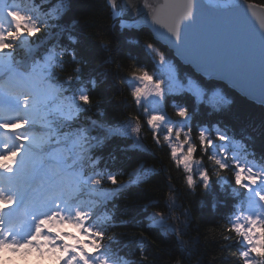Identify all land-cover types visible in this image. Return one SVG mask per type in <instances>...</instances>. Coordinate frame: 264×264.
<instances>
[{
  "label": "snow or ice",
  "instance_id": "snow-or-ice-1",
  "mask_svg": "<svg viewBox=\"0 0 264 264\" xmlns=\"http://www.w3.org/2000/svg\"><path fill=\"white\" fill-rule=\"evenodd\" d=\"M125 2L133 14L131 22L122 19L126 10L118 0H107L113 18L122 29L142 31L135 19L142 16L157 31L162 29L168 42L183 57L217 74L231 76L246 91L258 90L264 104V19L260 20L261 30H256L246 17H234L228 23L227 40L222 46H211L201 30L200 0H164L162 4H154L152 0H140L139 4ZM222 6L227 9L232 5ZM66 11L65 0H58L54 13H46L47 18L41 19L31 11L0 0V67L11 69L17 80L13 88L0 83V141H3L0 144V264H12L13 257L23 259L29 254L38 258L47 256L55 264H122L120 259L112 258L113 238L108 237L109 242H105L106 231L94 219V208L85 206L79 199L84 188L101 185L105 172L85 175L58 160L56 153L58 146L71 143L84 166L95 169L100 158L94 156L93 150L111 139L132 138V147H142L141 118L151 130L154 143L158 147L167 146L172 163L182 169L189 189L195 190L199 185L207 191L212 187L209 170L202 163L204 156L219 171L232 172L231 180L224 177L217 180L221 190L226 189L234 201L226 231L237 237L242 264H264V163L248 161L246 146L218 125L211 129L198 127L197 146L191 124L194 112L187 102L172 101L178 118L175 121L164 110L170 96L183 93L191 97L194 106L208 103L213 111H220L230 101L216 93L210 95L199 81L191 78L186 85L180 81L177 91H173L171 85L179 80L178 70L163 51L148 42L147 51L154 54L160 68L169 71L171 85L158 75V70L150 73L146 67L137 66L130 74L134 82L130 96L140 115L130 116L117 125H108L103 120L77 125L81 115L94 105L91 95L80 84L84 61L74 47L79 39L71 27L59 23ZM42 27L58 31L56 42L46 47L41 57L33 51L32 38L37 37ZM61 38L67 42L62 43ZM101 47L107 49L109 45L101 43ZM21 50L30 55L27 71L14 67L22 63L17 58ZM66 58L75 67L61 81L53 73L64 72ZM92 84L94 87L95 81ZM41 90H46V94ZM57 102L66 105L67 111L58 108V119H54L50 107ZM96 107V114L102 117L103 111ZM37 125L47 131L37 132ZM90 128L102 129L103 135L93 136ZM230 144L240 145L243 158L237 153L229 154ZM148 171L134 170L129 183L133 182V175L140 177ZM106 179L120 189L128 186L119 184L115 173H107ZM115 191L104 195L111 197ZM156 215L161 219L150 217L153 226L167 227L163 214ZM68 228L74 232L67 231Z\"/></svg>",
  "mask_w": 264,
  "mask_h": 264
},
{
  "label": "trees",
  "instance_id": "trees-1",
  "mask_svg": "<svg viewBox=\"0 0 264 264\" xmlns=\"http://www.w3.org/2000/svg\"><path fill=\"white\" fill-rule=\"evenodd\" d=\"M244 1L264 9V0ZM5 3L46 19V13H54L58 0H5ZM65 3L67 11L59 23L71 27L79 39L74 47L78 57L84 61L80 84L91 95L94 105L90 111L81 115L77 125H90L93 120L117 125L130 116L140 115L130 96V74L137 66L146 67L150 73L156 70L154 54L145 47L146 43L151 42L169 57L178 70L180 81L189 78L199 81L210 95L216 93L230 101L220 111H213L208 103L194 106L187 93L169 97L164 110L173 120L178 119L172 107L173 100L177 103L187 102L194 112L191 121L193 142L199 145L196 132L198 127L211 129L213 125H218L230 137L246 146L248 161L264 163L262 105L240 95L224 83L203 77L189 66L181 64L167 46L154 40L147 28L139 27L142 31L122 29L119 21H114L107 0H65ZM57 31L42 27L37 37L32 38L35 41L33 51L42 57L45 48L56 42ZM137 40L139 43H136ZM61 42L67 41L61 38ZM101 43L109 47L105 49ZM17 58L24 61L23 71H27L26 62L31 61L29 53L21 50ZM66 61L63 73L59 70L53 73L58 80L62 81L75 67L67 58ZM92 81H95L94 87ZM96 106L103 111L102 117L96 114ZM52 118L58 119V116L53 114ZM141 124L142 147H132V138L111 139L93 150L94 156L100 158L95 169L84 166L74 146L68 152L70 158L77 159L76 169L85 175H92L95 171L105 172L101 185L93 188L91 197L98 199L99 196L94 216L97 224L106 231L105 242H109L108 237L113 238L110 242L112 258L120 259L122 264H242L237 237L226 231L229 217L234 211V201L227 190L222 191L217 183L220 177L231 180L232 172L219 171L204 156L202 163L209 170L212 187L207 191L199 185L195 190L189 189L182 169H177L172 163L167 146L158 147L143 118ZM90 131L93 136L103 135L100 128H90ZM228 152L237 153L243 158L240 145L230 144ZM197 158H200L199 152ZM144 169L150 171L140 177L133 175V182L129 183L130 174L134 170L143 173ZM109 172L117 175L119 184L127 183L128 186L120 189L119 185L111 184L106 179ZM137 179L141 182H135ZM113 189H116L115 194L105 197L104 194ZM156 213L163 214L167 225L164 229L151 223L153 220L150 217L161 219ZM225 236L229 239H224Z\"/></svg>",
  "mask_w": 264,
  "mask_h": 264
},
{
  "label": "water",
  "instance_id": "water-1",
  "mask_svg": "<svg viewBox=\"0 0 264 264\" xmlns=\"http://www.w3.org/2000/svg\"><path fill=\"white\" fill-rule=\"evenodd\" d=\"M134 4H139L140 0H131ZM154 4H162L164 0H152ZM121 8L126 10V14L122 19L131 22L133 19V14L130 10H127V3L125 0H118ZM230 3L232 6L230 8H224L222 4ZM249 5L253 7L249 8ZM200 8L202 14V32L204 34L203 38L211 46H222L224 41L228 38V23L236 16L246 17L252 27L256 30L260 29V20L264 19V9L252 3H248L244 0H228L225 2L217 3L213 1L200 0ZM136 21L138 22V27L147 28L154 40L158 41L160 44L167 46L169 50L172 51L173 55L180 61L181 64L189 66L195 73L201 75H206L207 77L214 79L216 81L222 82L235 90L242 96L255 101L259 105L264 107V104L260 102V96L258 90L255 92L246 91L242 85L231 76L227 74H217L210 68L199 65L192 62L185 57H183L166 39V33L163 30L157 31V29L149 22H146L142 16H136Z\"/></svg>",
  "mask_w": 264,
  "mask_h": 264
},
{
  "label": "rangeland",
  "instance_id": "rangeland-1",
  "mask_svg": "<svg viewBox=\"0 0 264 264\" xmlns=\"http://www.w3.org/2000/svg\"><path fill=\"white\" fill-rule=\"evenodd\" d=\"M207 1H210V0H207ZM225 1H228V0H225ZM225 1H220V2L217 1V3H221V2H225ZM213 2H216V1H213ZM155 68H156V70H158V75H160L165 80H169V83L171 85L169 71L166 68H160V66H159L157 61H156ZM11 76L13 77V79H12L13 81L10 84L14 85V86H17V83L15 82V80H16L15 76L14 75H10V77ZM0 77H3V74L1 72H0ZM187 81L188 80L183 81L185 85L187 84ZM179 82H180V80L177 81L176 85H171L173 91H177V86H178ZM133 84H134V82L132 81V85ZM169 118H170V120H173L171 117H169ZM173 121H175V120H173ZM2 143H3V141H0V144H2ZM66 230L69 231V232H74V229H72V228H68ZM12 264H55V262H54V260L52 258H49L47 256H43V257H39L38 258L34 254H29L26 258H23V259L13 257L12 258Z\"/></svg>",
  "mask_w": 264,
  "mask_h": 264
}]
</instances>
